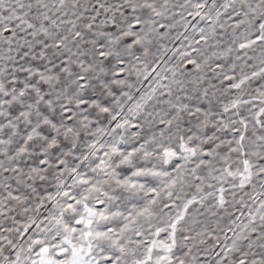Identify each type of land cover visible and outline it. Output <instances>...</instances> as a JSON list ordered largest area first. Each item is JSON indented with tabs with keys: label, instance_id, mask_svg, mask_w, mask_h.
Wrapping results in <instances>:
<instances>
[{
	"label": "snow or ice",
	"instance_id": "snow-or-ice-1",
	"mask_svg": "<svg viewBox=\"0 0 264 264\" xmlns=\"http://www.w3.org/2000/svg\"><path fill=\"white\" fill-rule=\"evenodd\" d=\"M0 264H264V0H0Z\"/></svg>",
	"mask_w": 264,
	"mask_h": 264
}]
</instances>
